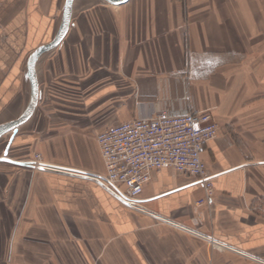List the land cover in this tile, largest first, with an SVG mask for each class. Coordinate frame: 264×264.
<instances>
[{"label": "crops", "instance_id": "0c3cea01", "mask_svg": "<svg viewBox=\"0 0 264 264\" xmlns=\"http://www.w3.org/2000/svg\"><path fill=\"white\" fill-rule=\"evenodd\" d=\"M65 3L0 0V127L27 111L29 58L59 34ZM36 73L39 104L7 158L39 154L50 169L0 163V264H264V0H75ZM164 111L212 113L219 134L202 159L214 193L154 173L140 197L153 217L96 182V137Z\"/></svg>", "mask_w": 264, "mask_h": 264}, {"label": "built area", "instance_id": "2783aa9c", "mask_svg": "<svg viewBox=\"0 0 264 264\" xmlns=\"http://www.w3.org/2000/svg\"><path fill=\"white\" fill-rule=\"evenodd\" d=\"M218 134L219 125L209 111L181 115L164 111L151 118L117 125L96 137L106 169L105 175L95 177L96 182L125 207L153 217L156 215L143 206L140 197L153 174L162 170L193 177L203 186L209 201L214 187L202 153L204 146ZM32 163L37 171L50 169L41 155H35ZM210 241L215 247L231 250L213 239Z\"/></svg>", "mask_w": 264, "mask_h": 264}, {"label": "water", "instance_id": "95a60500", "mask_svg": "<svg viewBox=\"0 0 264 264\" xmlns=\"http://www.w3.org/2000/svg\"><path fill=\"white\" fill-rule=\"evenodd\" d=\"M111 5H123L127 3L129 0H105ZM75 0H67L66 6H65V13H64V20H63V25L62 28L57 35V37L50 43L43 45L39 48H37L30 56L29 61H28V69H29V76L32 82L33 86V98L32 101L25 112V114L17 121L10 123L8 125L0 127V136L3 133L6 132H13V136L10 138V142L4 151V157L0 158V163L1 162H7L10 164H14L16 166L20 167H27V168H32L34 169L33 163H23V162H16L13 160H10L7 158L9 154L10 147L13 143V140L15 136L17 135L19 128L24 125L26 122H28L31 117L34 115L35 110L39 104L40 101V90H39V82L37 78V73H36V64L38 59L43 55L44 53L51 51L52 49H55L62 45L64 42L66 36L69 33V30L72 26V16H73V6H74Z\"/></svg>", "mask_w": 264, "mask_h": 264}, {"label": "rangeland", "instance_id": "374dc122", "mask_svg": "<svg viewBox=\"0 0 264 264\" xmlns=\"http://www.w3.org/2000/svg\"><path fill=\"white\" fill-rule=\"evenodd\" d=\"M66 2H67V0H66ZM65 6H66V3H65V5H64V7H63V15H62V17H61V21H60V24H61V26L60 27H62V25H63V20H64V13H65ZM62 22V23H61ZM61 29V28H60ZM39 155V154H38Z\"/></svg>", "mask_w": 264, "mask_h": 264}]
</instances>
